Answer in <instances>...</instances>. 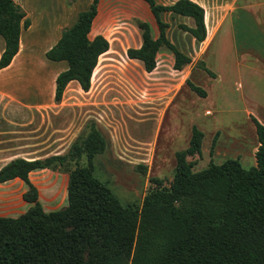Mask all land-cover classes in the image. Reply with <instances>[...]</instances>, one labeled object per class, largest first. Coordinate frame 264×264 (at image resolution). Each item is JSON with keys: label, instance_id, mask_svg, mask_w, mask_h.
<instances>
[{"label": "trees", "instance_id": "obj_1", "mask_svg": "<svg viewBox=\"0 0 264 264\" xmlns=\"http://www.w3.org/2000/svg\"><path fill=\"white\" fill-rule=\"evenodd\" d=\"M157 24L154 38L148 22H138L141 44L126 50L146 72L156 67V55L167 49L173 66L180 70L191 59L167 37L160 14L172 12L193 20L180 24L198 42L206 37L204 9L192 0L162 5L143 0ZM99 0L77 14L46 52L51 61H65L67 67L54 80V101L60 102L66 85L75 80L88 91L92 72L101 54L109 48L101 34L90 38ZM30 21L13 0H0V36L4 48L0 69L8 66L19 49L22 29ZM200 67L214 77L202 61ZM200 97L206 91L186 80ZM258 141L255 165L244 168L238 159L220 164L210 162L193 171L187 157L200 154L203 132L192 126L188 145L175 152L171 184L156 186L140 205H125L105 181L95 175L94 158L102 154L107 141L94 120L70 143L65 153L43 158H13L0 167V184L15 178L27 191L23 198L31 206L22 214L0 216V264H264V124L250 116ZM213 147V145H212ZM85 157L86 163L79 161ZM74 163L73 168L69 165ZM145 168V167H144ZM37 169L67 174V204L45 211L38 191L29 179Z\"/></svg>", "mask_w": 264, "mask_h": 264}, {"label": "rangeland", "instance_id": "obj_2", "mask_svg": "<svg viewBox=\"0 0 264 264\" xmlns=\"http://www.w3.org/2000/svg\"><path fill=\"white\" fill-rule=\"evenodd\" d=\"M75 3L77 0H62L60 5L59 0H34L33 7L46 12L31 29V42L38 41L28 49L34 69L24 61L21 82L25 88L11 90L5 103L0 100V130L7 129L6 141L14 154L18 146L32 149L46 145V141L55 139L52 133L58 130L61 137L55 143L69 147L85 123L94 120L107 141L106 150L94 158L95 175L125 205H140L144 195L156 186L153 178L166 187L171 184L175 152L187 147L192 126L204 134L200 154L187 157L193 171L227 159H238L244 168L254 166L252 147L257 139L249 114L258 120L264 118V0H209V30L216 25L218 33L223 27L205 44L194 43L179 28L183 20L164 15L169 40L191 62L176 70L172 53L163 48L152 72H145L139 61L126 55L127 48L141 42L138 22H148L152 35L157 36V25L147 4L142 0H99L89 37L103 35L109 49L98 59L89 90L68 85L60 102L47 100L48 117L36 111L23 116L13 112L8 102L14 101V95L31 102L52 88L53 67H61V62L45 57L48 46L41 37L51 32L58 35L68 27L72 16L65 25L54 24L61 17L60 7L71 13ZM200 61L215 77L200 67ZM16 78L14 75L11 81ZM186 80L202 87L207 97L193 92ZM7 121L16 125L5 126V122L10 123ZM4 135L0 134V141H4ZM9 159L0 157V165ZM85 163L83 156L79 164ZM74 166L71 163L69 168ZM51 173L66 174L43 169L39 175L43 178ZM8 184L0 186V191ZM26 191L21 195L23 200ZM9 204L0 201L1 216L15 214L16 203L11 208Z\"/></svg>", "mask_w": 264, "mask_h": 264}, {"label": "crops", "instance_id": "obj_3", "mask_svg": "<svg viewBox=\"0 0 264 264\" xmlns=\"http://www.w3.org/2000/svg\"><path fill=\"white\" fill-rule=\"evenodd\" d=\"M13 1L16 4H18L22 8V10L25 12V17L29 19L30 25L28 26V28L21 30L20 38H19V49H18V52L16 53V55L11 60L10 64L8 66L0 69V100L3 101L4 103H5L4 99L6 98V96L10 97L11 90H13L15 92H17L18 90L23 91L24 85L22 84L21 81H22V76L24 74V72H23V70H24L23 63H24V61L27 60V64L30 65V67L32 69H34L33 66H35V65H32L31 62L29 63V60H28V56L31 57L28 54V49H29L30 45H32V46L37 45L38 41L31 42V32H32L31 29L34 28V26H35V24H36V22H37V20L39 18L41 20L44 19V15L46 13V12H44L45 10L44 11H40V10L37 11L38 9L33 7L34 0H13ZM61 1L62 0H59V4L58 5L61 4ZM91 1L92 0H77L78 3H75V5H74L75 9H72V12H71L72 14L70 13L69 9L66 10L65 8H61L60 7L59 10L61 11V17H60V19L57 20V22L55 21L54 27L55 26L60 27L62 25H65L68 21H70L71 16H72V18H74L73 21L71 22V24H72L76 20L77 14L80 11L87 9L89 4L91 3ZM175 1L176 0H158V2L157 1L156 2L159 3V4H162V5H170V4L174 3ZM192 1L198 3L204 9V22H205V27H206V37H205V39L203 41L198 42L187 31H183L182 29L181 30L183 32H185L186 34H188L190 39L193 40L194 43H196V44H205L206 42H209L208 40H211L215 36V34L217 33V30H218V27H216V25H213L210 28V30H209V27L207 25V5L209 3V0H192ZM147 6H148V4H147ZM34 11L37 12V14ZM164 15H169L172 18L173 17L178 18L181 21L183 20L184 23H180V24H184V25L189 26V27L193 26V20L190 17H185V16H181V15H178V14H174L172 12H166L165 11V12H162L160 14V17H161V19L164 22H166L164 20ZM36 17H38V18H36ZM71 24H68V26H70ZM50 26H51V24L49 26H47V28L50 29ZM168 27H169V25L167 26V28ZM222 27L220 28V30L222 29ZM167 28H166V35H167ZM51 30H52V28H51ZM220 30L218 31L217 35L219 34ZM227 31H229V24L227 26ZM151 34H152V32H151ZM60 35H61V32H59L58 35L56 34V32H51V33H46L45 36L41 37V39L44 40L43 42L47 43L48 47H47L46 50H48L52 45H54L56 43V41L59 39ZM55 37H56L55 41L53 42V44H51L52 43L51 41ZM0 38H1L0 39V54H1V52L3 51V48H4V40H3V38L1 36H0ZM108 43H109V41H108ZM140 44H141V42H139V44L137 46L133 47V48L139 47ZM174 45L179 49L178 45H176V44H174ZM31 52H33V51H31ZM106 52H104V53H106ZM158 53H157V55H158ZM157 55H156V65H157ZM33 58L35 59V57H33ZM129 59H131V58H129ZM132 60L139 61L137 59H132ZM54 62H56V61H54ZM58 62H61V67H57V68L53 67L54 69H56L54 71V74H55L54 76L55 77H56V75L59 72L63 71L67 67V63L65 61H58ZM51 65L54 66L52 63H51ZM96 66H97V64H96ZM96 66H95V68H96ZM230 66H231V64H230ZM93 72H94V70H93ZM93 72H92V75H93ZM14 75H16L17 78L15 79L14 82H12L11 80H12ZM91 79H92V76H91ZM52 84L53 85H52V88L50 89V91L48 93L43 94L44 96H39V98H36L37 100H33L31 102L30 101L27 102L21 96L14 95V97H13L14 101L8 102V104L12 105L11 108L14 110L13 112L18 113L21 116L28 114V112L30 114V113H33V111H36V112L40 113L41 116L48 117V113H46L45 111L47 110L46 107L49 106V103H47L48 102L47 100H51L54 97V87H55L54 86V82H52ZM68 85H73L74 87L79 86V84L75 80L70 81L66 85V87ZM66 87H65V89H66ZM79 88H80V86H79ZM65 89L63 91V94H65V92H66ZM35 91L39 92V86H36ZM25 92H26V90H25ZM44 92H46V91L43 90V93ZM63 94H62V96H63ZM205 97H207V96H205ZM202 98H204V97H202ZM18 114H15V115H18ZM250 116H252V115L249 114V118H250ZM250 121H251V119H250ZM258 121L260 123L264 124V118L262 120H258ZM7 122H10V121H7ZM251 123H252V121H251ZM10 124L16 125V123H14L13 121H12V123L11 122L10 123H6L5 122V126L9 127V126H11ZM253 127H254V125H253ZM254 130H255V128H254ZM5 132H6V134L8 133L6 128L0 130V134H2V135H4ZM6 134L4 135V138H3L4 141H2V140L0 141V142H3L2 143L3 146L0 147V157H6V158H10V159L7 160L2 165H0V167H2L4 164H6L11 159L17 158V157L25 158V159H34V158H43V157L50 156V155H55V154H62V152H64V150L68 147V145L62 146V145H58V143H55L59 139L58 137H61L60 132L58 130V131H55L54 133H52V134H54L52 136L55 139L53 141L52 140L46 141L47 142L46 145L39 146L37 148H32V149H29V147L18 146L16 148H18L19 151H18V153L14 154L12 152L13 148H12L11 144L7 143V141H6L8 139ZM36 144H40V143H36ZM42 144H45V143H42ZM258 144L259 143L256 140V142L254 143V146L252 147L253 155H254V153H255V151L257 149ZM22 148H27V149H22ZM254 165H255V157H254ZM42 170L43 169H37V170H33V171H31L29 173L30 181L37 188L38 200H39L42 208L45 211H52V210L60 209L63 206H65V203L67 204V174L51 173L49 176L42 178V176L39 175V173ZM8 182H9V184L4 189V191L3 190L0 191V201L3 202V204H6V205L10 202V204L8 205V207H10V208L12 207V205L14 206L13 203L15 202L16 203L15 204L16 209L14 211L15 214H11V215H8V216L16 217V216L24 213L31 206V204L29 202L24 201L23 199H21V195H22V193L24 191H26L27 186L19 178H15V179H12V180L7 181L5 183H1L0 186H3L4 184H7Z\"/></svg>", "mask_w": 264, "mask_h": 264}]
</instances>
